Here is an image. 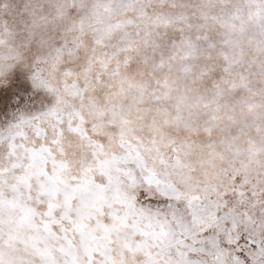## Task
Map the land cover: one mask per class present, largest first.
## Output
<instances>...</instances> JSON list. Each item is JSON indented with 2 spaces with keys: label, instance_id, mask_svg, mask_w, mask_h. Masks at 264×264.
I'll return each mask as SVG.
<instances>
[{
  "label": "snow or ice",
  "instance_id": "snow-or-ice-1",
  "mask_svg": "<svg viewBox=\"0 0 264 264\" xmlns=\"http://www.w3.org/2000/svg\"><path fill=\"white\" fill-rule=\"evenodd\" d=\"M0 264H264V0H0Z\"/></svg>",
  "mask_w": 264,
  "mask_h": 264
}]
</instances>
